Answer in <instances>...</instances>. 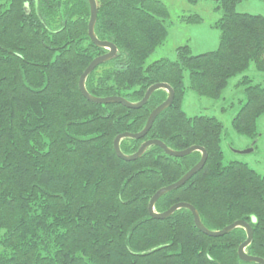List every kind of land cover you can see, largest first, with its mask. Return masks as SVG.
Segmentation results:
<instances>
[{"label":"trees","instance_id":"16d2710c","mask_svg":"<svg viewBox=\"0 0 264 264\" xmlns=\"http://www.w3.org/2000/svg\"><path fill=\"white\" fill-rule=\"evenodd\" d=\"M2 1L0 264H258L239 257L247 239L244 228L212 237L196 227L188 209L166 219L151 216L154 194L180 180L202 153L173 157L154 145L134 161L117 155L115 138L140 132L168 91L156 90L140 109L96 104L82 95L81 75L108 51L89 37L88 0ZM96 1L95 33L116 44L119 53L89 75V93L137 102L156 83H168L175 91L173 104L149 133L123 139L122 151L133 154L146 140L159 139L174 150L198 145L208 152L205 166L162 196L155 210L189 202L211 230L244 220L254 232L247 253L264 258V174L243 161L225 164L223 123L215 116L191 117L183 109L187 89L216 99L251 63L264 72V15L239 12L243 0H217L223 14L215 23L220 31L215 50L193 54L184 44L176 48V59L147 65L168 38L167 4ZM182 20L196 24L203 17ZM242 83L246 101L232 126L255 141L264 87L248 76Z\"/></svg>","mask_w":264,"mask_h":264},{"label":"rangeland","instance_id":"374dc122","mask_svg":"<svg viewBox=\"0 0 264 264\" xmlns=\"http://www.w3.org/2000/svg\"><path fill=\"white\" fill-rule=\"evenodd\" d=\"M162 1L167 4L171 13L168 20L169 34L164 44L159 46L147 59V65L162 58L176 59V48L184 44L191 46L193 54H202L218 47L220 31L215 27V23L221 18L223 12L217 0H198L195 4L188 0ZM2 2L0 0V3ZM237 10L264 15V0H243L237 5ZM193 14H200L203 21L195 24L182 20L183 16ZM245 76L252 80V84H260L264 87V72L260 71L255 63H251L244 72L230 79L219 98L199 96L187 89L183 109L191 117L215 116L223 123L222 148L225 164L235 160L243 161L260 174H264V114L257 122L259 136L255 140L256 145H254V140L237 133L232 126L233 118L246 101V84L242 83ZM185 83L189 84L188 72H185ZM252 147L255 150L249 153L235 152V150H247Z\"/></svg>","mask_w":264,"mask_h":264},{"label":"water","instance_id":"95a60500","mask_svg":"<svg viewBox=\"0 0 264 264\" xmlns=\"http://www.w3.org/2000/svg\"><path fill=\"white\" fill-rule=\"evenodd\" d=\"M88 2L90 5V12H91L90 21H89V37L91 38L92 42L95 45H97L100 48H105L108 51L102 55L95 57L92 60V62L88 65V67L85 69L83 74L81 75L80 81H79V88H80L82 95L90 102L96 103V104L121 103L124 106L131 108V109H140L141 107H143L144 105L148 103L150 97L156 90L165 89L168 91L167 99L151 112L145 127L140 132L138 133L124 132V133L119 134L115 138L114 149L117 155L125 161H134V160L140 159L145 154L147 149L154 145L161 147L167 155L173 156V157L181 158L195 151H200L202 153V157L200 161L195 166H193L180 180H178L177 182L171 185L161 188L154 194V196L150 200L149 208H148L151 216L155 219H166L170 217L171 215H173L176 211L182 208L188 209L193 214L196 227L200 231L205 233L206 235H209L212 237L226 235L238 227L244 228L247 233V239L240 245L238 249L240 259L246 262H255L258 264H264V258L250 255L246 251L247 247L253 241L254 232H253L252 226L244 220H238L224 227L221 230H211L203 224L199 211L194 205H192L189 202L176 203L172 207H170L168 210L163 211V212H157L155 210V205L162 196H164L165 194L169 192L177 190L178 188L185 185L195 174H197L205 166L207 159H208V152L204 147L198 146V145L191 146L184 150H174L168 147L166 143H164L163 141L159 139L146 140L140 146L138 151L133 154H125L122 151L121 141L123 139H126V138L142 139L149 133L157 117L173 104L174 97H175V91L172 88V86L169 85L168 83H165V82L156 83V84L151 85L146 91L144 97L140 101H137V102L129 101L126 98L121 97V96L96 97L89 93L86 87V80L89 77V75L101 64H104L107 61L112 60L115 57H117L119 50L116 44H114L113 42L106 41V40H100L97 37L95 33V25H96L97 18H98V4L96 0H88ZM255 143L256 141L254 142V144ZM254 150L255 148L252 147L247 150H235V152L243 154V153L252 152Z\"/></svg>","mask_w":264,"mask_h":264}]
</instances>
